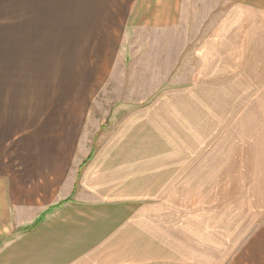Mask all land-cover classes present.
<instances>
[{
  "label": "crops",
  "instance_id": "obj_1",
  "mask_svg": "<svg viewBox=\"0 0 264 264\" xmlns=\"http://www.w3.org/2000/svg\"><path fill=\"white\" fill-rule=\"evenodd\" d=\"M22 2L30 17L25 20L39 15L41 28L212 29L204 59L224 51L225 35L233 45L247 44L248 52L254 45L264 51V0ZM17 3L0 0V13L8 15ZM66 11L73 14L71 25L65 24ZM4 54L0 49V264H264V214L250 216L244 232L233 228L232 215L225 229L197 226L199 235L186 216L178 215L177 189L187 187L192 152L178 154L169 144L158 148L161 138L147 143L138 112L122 117L88 148L80 118L66 112L63 99H40L34 106L31 85L24 88L32 92L25 99L12 94L6 77L16 69L5 67L11 59ZM63 58L58 59L59 76L64 75ZM245 59L242 67L248 69L254 56ZM50 69L40 70L54 76ZM215 69L218 76L242 71ZM254 69L264 76V66ZM59 86L64 89L62 80ZM38 87L40 94L49 92L43 81ZM234 162L223 161L216 169L237 172ZM208 169L202 166L201 173Z\"/></svg>",
  "mask_w": 264,
  "mask_h": 264
},
{
  "label": "rangeland",
  "instance_id": "obj_2",
  "mask_svg": "<svg viewBox=\"0 0 264 264\" xmlns=\"http://www.w3.org/2000/svg\"><path fill=\"white\" fill-rule=\"evenodd\" d=\"M17 1L13 12L0 13L1 56L11 59L5 67L16 69L6 81L17 99L32 93L29 85L34 106L40 99H63L66 112L80 118L88 148L122 117L138 112L147 143L161 138L158 148L169 144L178 154L192 152L193 172L187 173L186 189H177V213L191 222L195 235L200 234L197 226L205 224L210 230L225 229L232 215L233 228L244 232L250 216L264 214V76L254 71V65L264 66L261 47L252 46L254 55L247 44L233 45L225 35L224 51L204 59V41L212 29L41 28L39 15L27 21L23 0ZM72 16L66 11V25L72 24ZM250 55L249 68L242 67ZM63 56L64 75L59 76ZM217 65L225 66L222 73L242 71L218 76ZM41 68H54V76ZM251 72L257 75L248 76ZM42 81L49 92L40 94L35 90ZM232 159L237 172L217 171ZM201 164L208 171L201 173Z\"/></svg>",
  "mask_w": 264,
  "mask_h": 264
},
{
  "label": "trees",
  "instance_id": "obj_3",
  "mask_svg": "<svg viewBox=\"0 0 264 264\" xmlns=\"http://www.w3.org/2000/svg\"><path fill=\"white\" fill-rule=\"evenodd\" d=\"M88 158H89V156H88Z\"/></svg>",
  "mask_w": 264,
  "mask_h": 264
}]
</instances>
